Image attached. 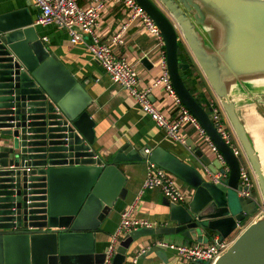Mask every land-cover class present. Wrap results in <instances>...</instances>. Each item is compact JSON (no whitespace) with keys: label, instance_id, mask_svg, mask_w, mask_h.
Listing matches in <instances>:
<instances>
[{"label":"water","instance_id":"obj_1","mask_svg":"<svg viewBox=\"0 0 264 264\" xmlns=\"http://www.w3.org/2000/svg\"><path fill=\"white\" fill-rule=\"evenodd\" d=\"M134 1L159 29L175 95L222 156L227 176L213 153L190 142L186 146L202 172L160 147L146 154L129 143L106 162L94 149L92 100L46 50L28 8L1 15L0 264H103L104 252H96L94 239L116 203L125 199L120 168L146 160L187 188L189 200L176 205L164 198L166 225L126 235L112 264H124L129 247L143 237L180 235L186 243L225 239L264 206V171L232 99L241 91L255 105L264 104L251 93L264 95V0ZM180 45L225 114L255 188L239 184L242 158L213 127L214 104L205 108L186 87L189 65ZM213 264H264V216L245 226Z\"/></svg>","mask_w":264,"mask_h":264},{"label":"crops","instance_id":"obj_2","mask_svg":"<svg viewBox=\"0 0 264 264\" xmlns=\"http://www.w3.org/2000/svg\"><path fill=\"white\" fill-rule=\"evenodd\" d=\"M81 5L87 7L90 4L81 3ZM24 8H28L35 21L38 12L32 0H0V16ZM127 19L128 12L126 10L107 4L99 13L94 34L100 42H108L109 38L116 34L123 24L127 23L123 44L114 46L112 53L116 58L123 59L136 72L138 89L149 90V100L154 108L166 119H172L176 115L172 97L164 91L162 84L154 85L163 74L164 48L158 47L155 39L138 19L131 22H127ZM35 29L46 50L58 58L59 62L65 66L92 100L88 111L95 123L94 149L106 162L112 160L121 146L129 143L134 149L141 151L144 149L150 152L152 149L160 147L200 172L204 171V167L194 158L189 147H184L174 139L167 137L163 130L159 129L148 116L144 115L140 105L126 90L109 80L86 47L71 44L69 36L64 30L52 26H35ZM184 49L185 55L192 59L188 49L186 47ZM143 59L147 60L146 65L141 63ZM192 61L195 68L192 73L188 72L185 83L190 89L200 83L202 90L197 91L196 97L199 98L205 108L213 104L214 107H217V100L211 88L199 67L193 59ZM251 93L255 100L264 98L261 90H253ZM232 99L237 102L236 113L253 143L264 171V104L255 105L241 91ZM178 135L185 143L190 142L197 149L204 147L209 151L192 129L182 126ZM234 144L240 150L236 137H234ZM213 158L215 156L211 155V159ZM241 158V163L247 164L243 155ZM120 170L126 177L124 185L126 196L123 201L116 203L96 232L94 239L96 252H105L109 238L118 226L121 212L133 204H135L133 216L136 219L146 220L151 224L150 228L161 227L166 225L165 223L168 221V208L163 205L164 197L160 191L152 190L140 194L146 174V164H131L121 167ZM250 175L252 186L255 188L256 182L252 171ZM184 193L190 196L187 188H185ZM253 220L252 216L240 229L225 239L233 241L239 232ZM159 242L175 246L195 243L189 242L187 244L180 235L143 237L129 247L125 262L149 245V251L139 258L137 264H185L175 252L159 247L157 245ZM207 243L209 240L205 244Z\"/></svg>","mask_w":264,"mask_h":264},{"label":"built area","instance_id":"obj_3","mask_svg":"<svg viewBox=\"0 0 264 264\" xmlns=\"http://www.w3.org/2000/svg\"><path fill=\"white\" fill-rule=\"evenodd\" d=\"M38 9V15L33 22L35 26H52L64 30L69 41L73 45H81L88 49L92 58L98 62L104 70L109 80L126 90L128 94L140 105L144 115L148 116L155 125L163 130L167 137L174 139L182 146H186L185 141L179 137L178 132L182 126L192 129L195 134L203 141L209 151L222 163L224 169L223 177L227 176L228 168L224 165L222 156L218 153L212 141L207 137L197 120L181 105L170 84L169 77L164 65L163 74L156 81L162 84L164 91L172 97L175 105V117L166 119L154 108L149 100V90L138 89V75L123 59L116 58L112 53V48L122 45L127 23L123 24L116 34L111 36L108 42H100L95 34L94 28L99 17V13L109 4L114 7L123 8L128 12L127 22L139 20L147 32L155 39L158 47H163L162 37L159 29L152 19L134 0H32ZM81 3L90 4L87 7ZM212 107V105H211ZM213 111L209 114L210 121L221 139L231 147L234 155L240 158L243 155L242 149L238 150L234 144V134L230 128L228 120L221 107H212ZM149 154V150H145ZM244 156V155H243ZM146 174L143 180L140 194L146 191L158 190L163 197L170 203L183 205L189 200V196L181 192L176 184L175 178L146 160ZM251 169L248 164H240L239 184L241 188H251ZM243 197H248L247 191H241ZM135 204L131 205L120 214L118 226L111 234L105 249L103 264H112L113 257L120 240L128 233L140 228H150L146 220L136 219L133 216ZM264 216V206L259 207L253 219ZM233 241L213 237L207 244L192 243L190 245L175 246L172 244L157 243L159 247L169 249L179 256L185 264H213L231 245ZM150 249L147 245L138 253L132 255L124 264H137L139 258L146 254Z\"/></svg>","mask_w":264,"mask_h":264},{"label":"trees","instance_id":"obj_4","mask_svg":"<svg viewBox=\"0 0 264 264\" xmlns=\"http://www.w3.org/2000/svg\"><path fill=\"white\" fill-rule=\"evenodd\" d=\"M180 47H181V50H182V57H183L184 61L189 65V71H190V73H192L193 69L195 68V65L193 64V61H192L191 57L188 56V55H185V49H184L183 45H180ZM186 87L189 89L190 93L193 96H197L196 95L197 91L198 90H200V91L202 90V87L200 86V83H197L196 86L193 89H190L187 84H186ZM197 100L200 102L198 97H197Z\"/></svg>","mask_w":264,"mask_h":264},{"label":"rangeland","instance_id":"obj_5","mask_svg":"<svg viewBox=\"0 0 264 264\" xmlns=\"http://www.w3.org/2000/svg\"><path fill=\"white\" fill-rule=\"evenodd\" d=\"M181 189V192L184 193L185 191V187H182L180 188ZM197 243H201V244H205L207 241L206 240H199V241H196ZM188 244V243H187Z\"/></svg>","mask_w":264,"mask_h":264}]
</instances>
